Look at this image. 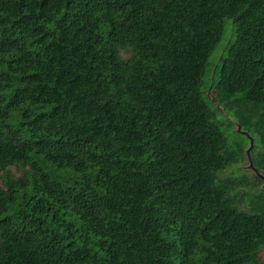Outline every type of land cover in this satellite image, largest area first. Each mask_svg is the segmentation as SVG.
<instances>
[{
  "label": "trees",
  "instance_id": "obj_1",
  "mask_svg": "<svg viewBox=\"0 0 264 264\" xmlns=\"http://www.w3.org/2000/svg\"><path fill=\"white\" fill-rule=\"evenodd\" d=\"M250 139L264 0H0V264H264Z\"/></svg>",
  "mask_w": 264,
  "mask_h": 264
},
{
  "label": "rangeland",
  "instance_id": "obj_2",
  "mask_svg": "<svg viewBox=\"0 0 264 264\" xmlns=\"http://www.w3.org/2000/svg\"><path fill=\"white\" fill-rule=\"evenodd\" d=\"M224 31H223V35L222 38L220 40V42L218 43L217 47L215 48V50L213 51V53L210 55L209 57V63L211 66H215L216 65V61L218 58L219 53L222 51L223 47L229 42L230 38H231V32H232V27H231V21L227 20L224 23ZM124 57H127V54H123ZM208 93V92H207ZM209 97H210V93H208ZM217 107V106H216ZM219 109V112L222 116H226V114L222 111L221 108L217 107ZM235 130L237 131V126H235ZM250 147V144H249ZM249 147L245 150V161L238 165V167H231L228 168L227 170H225L222 173L223 177H232V176H246L247 178L251 179L253 175H255L253 167L251 166V152L249 151ZM264 183H262L261 188L263 189ZM259 260L261 262H264V248L259 252L258 254Z\"/></svg>",
  "mask_w": 264,
  "mask_h": 264
},
{
  "label": "water",
  "instance_id": "obj_3",
  "mask_svg": "<svg viewBox=\"0 0 264 264\" xmlns=\"http://www.w3.org/2000/svg\"><path fill=\"white\" fill-rule=\"evenodd\" d=\"M237 131H238V132H241V133H243V134H245V135H247V133L242 132V131L240 130V127H239V126L237 127ZM252 146H253V141H252V139H250V147H249V151L251 150ZM250 162H251V166L253 167V170H254L255 175H257L261 180L264 181V176L260 175V174L255 170V168H254V166H253L251 160H250ZM263 190H264V186H263Z\"/></svg>",
  "mask_w": 264,
  "mask_h": 264
}]
</instances>
